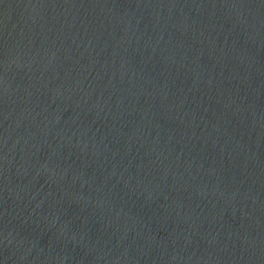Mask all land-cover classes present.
<instances>
[{"label": "water", "instance_id": "obj_1", "mask_svg": "<svg viewBox=\"0 0 264 264\" xmlns=\"http://www.w3.org/2000/svg\"><path fill=\"white\" fill-rule=\"evenodd\" d=\"M0 264H264V0H0Z\"/></svg>", "mask_w": 264, "mask_h": 264}]
</instances>
